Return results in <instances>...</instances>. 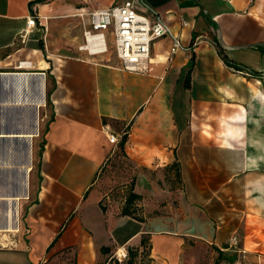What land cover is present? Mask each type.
<instances>
[{
	"label": "crops",
	"instance_id": "obj_1",
	"mask_svg": "<svg viewBox=\"0 0 264 264\" xmlns=\"http://www.w3.org/2000/svg\"><path fill=\"white\" fill-rule=\"evenodd\" d=\"M122 1L0 0V93L12 89L0 107L48 117L21 189L0 150V206L16 204L0 223V264H97L100 246L142 233L159 264H181L186 242L264 264V0H145L187 48L170 54L158 38L135 69L82 47L89 12ZM18 97L30 100L6 103ZM109 133L125 136L143 221L119 214L126 185L117 211L103 202L98 178L120 149ZM163 202L170 215L156 214Z\"/></svg>",
	"mask_w": 264,
	"mask_h": 264
},
{
	"label": "rangeland",
	"instance_id": "obj_2",
	"mask_svg": "<svg viewBox=\"0 0 264 264\" xmlns=\"http://www.w3.org/2000/svg\"><path fill=\"white\" fill-rule=\"evenodd\" d=\"M111 48H108L107 56H115ZM6 70V69H5ZM5 81V79H4ZM28 78H26V82ZM11 87V86H10ZM8 87V88H10ZM10 91V92H9ZM3 90L0 93V97L2 99L6 97L12 96V89ZM30 100L27 97H18L16 99H8L6 103L9 101L15 100ZM0 131L2 132H31L36 131V135L31 138H27L25 136H8L1 137L0 140V150L2 155H7L4 158L9 161V165L13 166V170L9 174V179H13L14 185L20 184L21 189V179L26 177V181L28 179L27 173L23 174L21 170V165H29L30 166V174L32 168L36 166L37 156H38V146H39V138L41 137V130H43V125H45L48 117H43L44 113L40 110L39 115L35 116V111H31L27 106H11V105H2L0 107ZM40 117V122H39ZM43 117V118H42ZM42 118V119H41ZM38 123H40V129H38ZM42 124V125H41ZM42 128V129H41ZM40 131V132H39ZM29 143H31L30 147V156H29ZM28 155V156H27ZM134 165L127 159L125 154L121 152V150H117L114 159L109 167L102 170L99 175V183L101 184V188L103 190V202L105 204H111L114 206L115 211L118 210L117 205L121 201V196L123 194V189L125 184H130L131 179L134 177L135 171ZM169 179L166 181L167 187L173 186V182L171 180V173L168 174ZM20 177V178H19ZM24 182V179L23 181ZM27 183V182H26ZM26 186V184H25ZM16 187V185H15ZM19 187V185H18ZM108 196V197H107ZM172 207L176 206V200L170 202ZM16 204H10V206H0V223H6L8 220L7 215H9L15 209ZM110 206V207H111ZM139 208V207H138ZM138 211L141 213V209ZM172 209H167L165 206V202L161 204V207L156 210L157 215H170ZM128 227V225H127ZM158 227V226H157ZM6 232V231H4ZM257 235V234H256ZM146 243L143 245H139V238L136 240L133 239L127 244H110V251L107 255H103L99 259V264H106V260L109 258H116V254H120L121 259L119 262L122 264L127 259V246H138L139 253L136 256V264H148V259L153 258L150 255V239L149 234L145 233ZM264 238V237H262ZM252 243V242H251ZM225 245V244H224ZM123 246V247H122ZM217 246L214 244H183V250L181 251V264H214L217 257ZM224 255H220L218 257L219 264H232L226 256H230L231 251H224L219 248ZM122 252H126V256H123ZM154 262H157L153 259ZM114 264V263H109ZM243 264H246L245 262Z\"/></svg>",
	"mask_w": 264,
	"mask_h": 264
},
{
	"label": "built area",
	"instance_id": "obj_3",
	"mask_svg": "<svg viewBox=\"0 0 264 264\" xmlns=\"http://www.w3.org/2000/svg\"><path fill=\"white\" fill-rule=\"evenodd\" d=\"M90 26L83 32L85 48L89 52L102 53L107 51L109 35L116 57L126 69L138 68L148 57L151 43L161 37L170 38L169 53L173 54L184 46L179 35L160 18L158 11L145 0H123L107 8L89 12ZM35 18L28 20L34 24ZM182 24H187L186 20ZM187 48V47H184ZM233 70L244 72L240 68L228 64ZM249 74L248 72H245ZM122 136V134H121ZM118 136L109 133V141L118 142ZM126 256V252H122ZM116 259H121L116 254ZM237 264V262H232Z\"/></svg>",
	"mask_w": 264,
	"mask_h": 264
},
{
	"label": "trees",
	"instance_id": "obj_4",
	"mask_svg": "<svg viewBox=\"0 0 264 264\" xmlns=\"http://www.w3.org/2000/svg\"><path fill=\"white\" fill-rule=\"evenodd\" d=\"M225 62L227 64L230 65H234L230 60H228L227 58H225ZM194 58L191 57L188 67L186 69L185 72V78H184V87L188 88L190 86V72L193 66V61ZM124 142H125V136L123 135L119 141H118V145H119V150H121V152H123V147H124ZM124 154V152H123ZM135 172V171H134ZM169 173H171V180L173 182V186H171V189H174L176 187H178L181 184V177H180V169L178 166V163L176 161H173L171 164L167 165L164 167V175H165V179L168 180L169 179ZM135 178V173H134V177L131 179L130 184H125L126 188L124 189V194H125V199L123 201V204L121 206L120 215H126L129 217H132L134 219H137L139 221H143L144 217L143 215L138 211V209L140 210L141 207L139 205H137L138 200L141 199V195L134 192L133 191V180ZM159 183H161V181L159 180ZM104 207V206H103ZM139 207V208H138ZM149 239H150V235H149ZM139 245H144L146 243V236L145 233H142L140 238H139ZM149 248H150V255H151V240H150V244H149ZM100 253H101V257L103 255H107L110 251V245H102L100 246ZM217 257L216 260L214 262V264H219V259L218 257H220V255H224L223 252L217 248ZM139 253V247L138 246H127V259L124 261V263L122 264H136V256ZM152 257V255H151ZM226 258L232 263L235 260V256L233 254H231L230 256H226ZM154 258H149L148 259V264H159L158 262H154L153 260ZM99 262V261H98ZM114 263V264H121L116 258H109V260H106V264L109 263ZM99 264V263H97Z\"/></svg>",
	"mask_w": 264,
	"mask_h": 264
},
{
	"label": "bare ground",
	"instance_id": "obj_5",
	"mask_svg": "<svg viewBox=\"0 0 264 264\" xmlns=\"http://www.w3.org/2000/svg\"><path fill=\"white\" fill-rule=\"evenodd\" d=\"M17 80V79H16ZM17 82L18 83H24L25 84V82H26V77L24 78V77H20V78H18V80H17ZM43 83V82H42ZM42 83H40V89H41V96L40 97H38V99L36 100V102H38L39 104H41L42 103V101H43V88H42ZM22 102L23 101H25V100H21ZM12 102H20L19 100L18 101H9L8 103H12ZM27 102V101H26ZM2 135V134H1ZM34 135H36V131H31V132H25V131H22V132H20V133H10V134H8V136H25V137H27V138H31L32 136H34ZM30 147H31V143H29V156H30ZM28 156V155H27ZM30 165V164H29ZM26 183V182H25ZM123 247V246H122Z\"/></svg>",
	"mask_w": 264,
	"mask_h": 264
}]
</instances>
